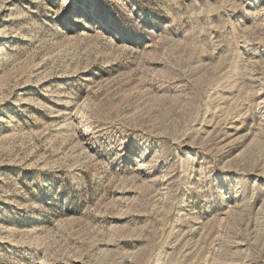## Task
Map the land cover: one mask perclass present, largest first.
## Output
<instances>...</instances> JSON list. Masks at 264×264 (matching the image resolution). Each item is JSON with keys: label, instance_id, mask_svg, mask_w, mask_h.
Wrapping results in <instances>:
<instances>
[{"label": "rangeland", "instance_id": "1", "mask_svg": "<svg viewBox=\"0 0 264 264\" xmlns=\"http://www.w3.org/2000/svg\"><path fill=\"white\" fill-rule=\"evenodd\" d=\"M0 264H264V0H0Z\"/></svg>", "mask_w": 264, "mask_h": 264}]
</instances>
